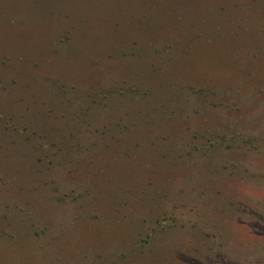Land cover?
I'll return each instance as SVG.
<instances>
[{
	"label": "rangeland",
	"instance_id": "374dc122",
	"mask_svg": "<svg viewBox=\"0 0 264 264\" xmlns=\"http://www.w3.org/2000/svg\"><path fill=\"white\" fill-rule=\"evenodd\" d=\"M0 264H264V0H0Z\"/></svg>",
	"mask_w": 264,
	"mask_h": 264
}]
</instances>
